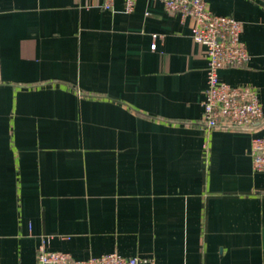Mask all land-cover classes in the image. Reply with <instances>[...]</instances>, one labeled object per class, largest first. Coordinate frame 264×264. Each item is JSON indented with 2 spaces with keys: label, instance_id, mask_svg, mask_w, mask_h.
Listing matches in <instances>:
<instances>
[{
  "label": "crops",
  "instance_id": "0c3cea01",
  "mask_svg": "<svg viewBox=\"0 0 264 264\" xmlns=\"http://www.w3.org/2000/svg\"><path fill=\"white\" fill-rule=\"evenodd\" d=\"M206 1L250 53L221 79L256 86L264 109V0ZM105 2L0 0V264H36L44 237L78 259L264 264V119L208 132L191 18Z\"/></svg>",
  "mask_w": 264,
  "mask_h": 264
},
{
  "label": "built area",
  "instance_id": "2783aa9c",
  "mask_svg": "<svg viewBox=\"0 0 264 264\" xmlns=\"http://www.w3.org/2000/svg\"><path fill=\"white\" fill-rule=\"evenodd\" d=\"M114 0H106L104 8ZM169 12H179L193 21L191 35L205 48L208 58L207 89L203 100V124L208 132L217 128H251L264 119L259 90L254 85H232L221 79L224 67L245 65L250 60L246 43L241 39L243 23L230 16L214 13L206 0H159ZM125 10L135 8L136 0H125ZM154 39L159 37L153 34ZM153 43V48L156 47ZM252 166L264 171V136L251 141ZM41 239L36 250V264H156L152 257L125 256L109 252L87 258H75L70 252L48 248Z\"/></svg>",
  "mask_w": 264,
  "mask_h": 264
}]
</instances>
